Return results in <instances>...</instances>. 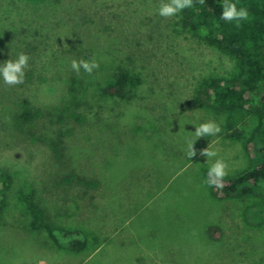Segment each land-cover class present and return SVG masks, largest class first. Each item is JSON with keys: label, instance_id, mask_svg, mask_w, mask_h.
<instances>
[{"label": "rangeland", "instance_id": "rangeland-1", "mask_svg": "<svg viewBox=\"0 0 264 264\" xmlns=\"http://www.w3.org/2000/svg\"><path fill=\"white\" fill-rule=\"evenodd\" d=\"M160 4L0 0V62L30 57L22 84L0 81V169L13 177L0 264H264V195L218 199L203 183L217 158L224 178L251 167L246 144L259 120L241 108L210 110L197 96L204 83L238 76L241 64L186 28L180 12L161 17ZM81 59L99 67L77 74L71 62ZM118 81L125 98H104ZM69 109L88 123L62 121ZM28 111L42 116L28 120ZM208 121L221 131L191 133ZM205 149L217 157L207 163ZM70 175L99 186L65 183ZM28 198L40 203V219ZM49 228L82 231L86 250L59 246Z\"/></svg>", "mask_w": 264, "mask_h": 264}, {"label": "trees", "instance_id": "trees-1", "mask_svg": "<svg viewBox=\"0 0 264 264\" xmlns=\"http://www.w3.org/2000/svg\"><path fill=\"white\" fill-rule=\"evenodd\" d=\"M231 2L236 3L238 9L245 8L249 18L240 21L221 19L223 0H192L190 7L180 11L186 28L200 35L209 46L239 60L241 64V72L238 76L202 84L197 92L199 101L206 108L217 112L241 108L259 120L258 129L246 144L251 167L236 177L223 178L222 188L212 187V193L218 199L264 195V0H231ZM124 82L107 84L102 90L104 98L124 99L128 89ZM83 91L86 96L88 90L83 88ZM41 116V111L35 113L28 111L26 114L28 120ZM61 120H69L80 126L88 123V118L83 113L72 109L63 112ZM236 138L241 139L243 136L238 133ZM56 148L57 159L64 157L65 147L62 141L56 145ZM73 180H77V183L85 189H95L99 186L93 179L77 175H70L63 181L71 183ZM12 184L13 177L0 169V212L6 207V195ZM26 201L30 205V210L40 219L43 214L40 203L33 198H28ZM37 221L43 225V222ZM210 231L211 238L219 239L221 232L218 227H212ZM81 232L49 228V233L56 239L58 245L73 252H83L88 246V242L80 238Z\"/></svg>", "mask_w": 264, "mask_h": 264}, {"label": "clouds", "instance_id": "clouds-1", "mask_svg": "<svg viewBox=\"0 0 264 264\" xmlns=\"http://www.w3.org/2000/svg\"><path fill=\"white\" fill-rule=\"evenodd\" d=\"M192 0H161L158 14L161 17H169L179 13L181 10L191 6ZM223 11L221 19L226 21H240L248 19V12L245 8H237L236 3L231 0H223ZM30 57L24 52H20L15 59H8L0 62V81L7 85L22 84L25 79V69L29 66ZM99 67V64L95 60H73L71 62V68L77 74L83 70L85 73L92 74L95 69ZM196 126V125H195ZM221 131L219 125L214 121H208L196 126L195 131H191L196 137L213 136ZM186 144L188 146V157L191 158L196 155L194 151L195 142L191 139V136L186 138ZM201 155L207 157V163L212 158L217 157L216 151H209L205 149ZM227 164L222 158L215 159V162L209 163L207 168V174L203 183L209 187L222 188L223 178L227 175Z\"/></svg>", "mask_w": 264, "mask_h": 264}]
</instances>
